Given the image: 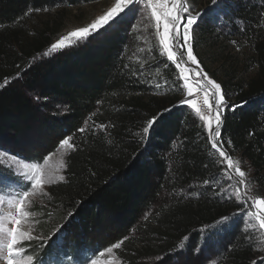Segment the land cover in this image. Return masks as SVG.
Here are the masks:
<instances>
[{
	"label": "trees",
	"instance_id": "obj_1",
	"mask_svg": "<svg viewBox=\"0 0 264 264\" xmlns=\"http://www.w3.org/2000/svg\"><path fill=\"white\" fill-rule=\"evenodd\" d=\"M97 1L0 0V146L34 159L77 136L65 183L51 187L45 206L36 209L44 232L65 224L64 236L30 248L39 259L62 263L121 243L122 264H254L258 250L254 239H246L253 234L220 223L243 206L212 195L225 168L201 123L180 106L181 91L160 96L150 89L163 72L176 81V68L158 50L153 57L140 54L143 42L122 28L125 23L49 55L61 19L47 21L33 36L21 33L28 13ZM217 2L233 15L231 34L203 20L194 30L193 50L211 76L208 56L220 54L225 68L217 80L229 107L218 140L230 157L250 163L264 188V0ZM241 44L250 48L247 64L227 69ZM60 107L67 113L60 115ZM152 117L156 122L146 132ZM98 127L104 132L93 134ZM31 146L33 153L26 151Z\"/></svg>",
	"mask_w": 264,
	"mask_h": 264
},
{
	"label": "rangeland",
	"instance_id": "obj_2",
	"mask_svg": "<svg viewBox=\"0 0 264 264\" xmlns=\"http://www.w3.org/2000/svg\"><path fill=\"white\" fill-rule=\"evenodd\" d=\"M256 1V0H255ZM117 0H99L97 2L87 4V5H80V6H70V7H63L57 8L53 11H33L28 13V18L25 21L23 26V30L21 31L22 34L33 36L35 31L38 29H42L45 27L47 21H52L53 19L59 20L61 19V27L57 31V35L55 37L54 44L58 43L62 38L67 37L68 39L65 40V46L62 48H57L56 50H49L46 52V55L52 54L55 51H60L70 46L71 48L80 46L81 44L85 43L88 38L96 35L97 33L105 32V28L108 27L109 24L115 23L116 20L120 18V16L124 15L123 12H118L114 14V17L111 18L108 24L102 25L98 28V30L91 31L90 34L86 38H79V37H71L70 33L81 28L88 27L92 23L98 20L99 17L105 15L111 8L115 7ZM191 3L195 6V10L198 13H202L200 20L206 21V19H211L218 31L221 34L228 35L231 32L229 31L231 27L230 20L232 19L233 15L231 14L230 10L227 9L225 4H221L220 2L213 4L210 7H207L203 0H191ZM123 6V5H122ZM170 5L165 7L163 11H168ZM178 8V5H177ZM140 15L133 21L132 19L125 20L121 23H125V26L122 27L125 31L134 37H140L143 42V49L140 50V54H147L153 57V52L158 50L159 54L161 55V51H163L162 57H164L165 62L174 66L177 70V73L173 76L176 77V81H167L166 72H163V77L161 80H152L150 83V89L154 92V95H167L168 93H180L181 91V103L180 106H186L189 109V112L193 113L195 117L201 123V126L205 130L208 138L210 139L209 128L205 121L200 119V113H207L209 118L212 120V131L214 132L217 123H216V108L212 107L209 108L210 104H215L216 100L218 99L217 96H213L212 90L207 91L208 96V103H205V85L203 81L205 80L208 83V80H214L216 83H219V79L223 80L222 76L224 73V67L220 66V54L218 56L210 57L208 56V65L209 69L212 71L214 76H211L208 72L205 71L203 66L199 63L195 52L193 50V42H194V32L192 33V39L190 43L192 44V52L193 55L196 57V63H193L191 60H188L187 57H184V60H181L180 53L186 51V48H180L176 51V60L180 61L181 68L184 71H181V68L176 67L175 61H170L167 59V52L162 49L160 45V38L163 35V23L164 21L161 20L160 24L157 25L155 18L151 13L150 7L146 4L141 3L140 5ZM127 11V8H125ZM214 12V13H213ZM208 14H211L208 16ZM121 23L111 31H107L105 33H109L112 31L119 30L121 28ZM234 24L242 26L241 23H237V20L234 18ZM264 26V20L262 27ZM196 26H194V29ZM171 30V29H170ZM226 31V32H224ZM153 35V36H152ZM150 37V38H149ZM231 37V36H227ZM237 40V39H236ZM158 41L157 45L156 44ZM244 43V42H243ZM169 46L173 47L174 42L173 40L169 39ZM232 49L236 46L235 42H232L231 45ZM250 48L246 44H241L240 48L236 47V51L231 53L229 56V60L226 62L228 65L226 66L227 69L232 68L234 69V65H238L239 67H243L247 64V58L250 54ZM56 53V52H55ZM220 60V61H219ZM186 61V62H185ZM230 61V62H229ZM234 64V65H233ZM241 71V69H240ZM162 74V72H161ZM249 74H253V72H249ZM185 77L187 79H185ZM19 77L16 76L12 79H18ZM218 79V80H217ZM12 81L8 80L5 82V85L10 84ZM220 84V83H219ZM158 85V86H157ZM191 89V95H188V90ZM222 92V91H221ZM189 101H192L196 104V108H192ZM196 109L200 111L197 112ZM207 110V112L205 111ZM60 115H64L67 113V109L65 107H60L58 109ZM209 111V112H208ZM226 112V108H222V115H221V125L223 123L224 114ZM92 124L87 125V128L92 127ZM223 127V126H222ZM221 127V129H222ZM105 129H101L100 127L94 129L92 132L93 134H98L100 131L104 132ZM91 132V133H92ZM70 138V139H69ZM69 139V144L73 145V147H68L65 145L61 147V143L63 140ZM77 136H67L62 140H59L57 144H55L54 152H51L47 155H41L34 159L29 158H19L18 156L13 155L8 149L3 148L0 146V173L7 176L9 179H15L16 177L12 175V170H14L17 174L24 177L25 182L32 183L33 181L29 180L28 178L32 175L36 174V171L39 170L41 184L42 186L36 187L31 189V195L25 201V210H31L29 215H27L21 221V231L31 230L30 235L34 237L33 239L20 241V244L23 245H30L34 247H38L43 242H46L47 239L62 240L63 236L61 233H64V226L65 224H59L55 227H51V231L46 233L44 232L46 222L42 220V216L40 215L39 211L37 212L36 209L38 207L45 206L46 197L48 195L49 189L57 184L65 183V179L63 181L59 180V177L63 175L65 177V171L67 169V161L71 153L75 149V140ZM219 139V138H217ZM210 143L212 145V141L210 139ZM216 150V149H214ZM224 150V149H223ZM26 151L33 153L34 148L33 146L26 148ZM227 152V151H226ZM217 153V150H216ZM228 153V152H227ZM229 155V154H228ZM13 157H16L14 159ZM222 159L221 164L224 166L227 161ZM233 159L232 168L234 169L236 166H239L241 170L245 171L246 177V184L242 186V191L237 193L235 192V184L236 181L239 180V174L231 171V176L233 179H229V171L225 170L223 173V178L218 181V186L220 189L216 190V188H212V195H217L221 201H231L235 200L237 203L241 204L243 208H247L246 204H243L241 199H237L236 197H243L247 194L251 198L260 199L264 198V188L261 187L260 183L256 182V179L253 178V169L249 162L243 160L239 155H235L231 157ZM220 182V183H219ZM217 185V184H216ZM7 195L4 197V207H7L8 200L15 199L18 189L15 185L7 188L5 190ZM191 191H194L192 189ZM10 210V209H9ZM256 211H260L256 209ZM230 217H232L231 222H225L222 220L220 223L221 225H228L231 227H237L240 231L244 233H251L253 234L252 239H254L256 249L258 250L259 257L254 262V264H264V230L259 228L258 221L254 219V217H243V211H238L232 213ZM264 215V212L260 213ZM69 221V217L65 219V223ZM246 221V222H245ZM44 225V226H43ZM5 227H15L11 225L9 222L4 221ZM133 233V231H132ZM250 239V240H252ZM117 245V244H116ZM114 245L112 248L108 249L105 252H100L97 255H93L88 257L87 255L83 256V259L77 263H66L60 261L58 258L48 259L46 262L47 264H122L121 263V243H119L120 247L117 248ZM19 247V245H18ZM42 248H38L40 250L39 253L42 251ZM30 254L32 259H28V255ZM20 257H22L21 264H36V260L39 259V254L37 251L31 249L30 247H24L20 251ZM0 264H7V261L0 260ZM144 264H152L150 261L144 262ZM177 264V263H173Z\"/></svg>",
	"mask_w": 264,
	"mask_h": 264
},
{
	"label": "snow or ice",
	"instance_id": "obj_3",
	"mask_svg": "<svg viewBox=\"0 0 264 264\" xmlns=\"http://www.w3.org/2000/svg\"><path fill=\"white\" fill-rule=\"evenodd\" d=\"M141 3L146 4L148 7H150L151 13L155 18L157 25L160 24L161 20L164 21L163 35L160 38V45L162 46V49L167 52V59L170 61H175L176 67L181 68L180 61L176 60V51L180 48H186V51L180 53L181 60H184V57L186 56L188 60L196 63V57L193 55L192 44L190 43V41L192 39V33L195 30L194 26L198 27V21L200 20L202 13L196 12L195 6L191 3V0H117L115 7L111 8L105 15L99 17L97 21H95L88 27L77 29L71 32L70 36L86 38L91 31L98 30L100 26L108 24L109 20L114 17V14L118 12H123L124 15L120 16V18L116 20L115 23L109 24L108 27L105 28V32L113 30L125 20L132 19L134 21L140 15ZM213 3L216 4L217 0H213ZM169 5V10L163 11V9H165V7ZM125 8H127V11H125ZM100 35H104V32H101ZM170 37L174 42L173 47L169 46ZM66 39L68 38H62L58 43L53 44L51 46L52 50L64 47V42ZM161 55H163V51H161ZM181 71H184V69L181 68ZM185 79L187 78L185 77ZM208 85L211 86L213 96L218 97L214 105H209L210 109L212 107L216 108L215 119L217 127L215 131H212V120L209 118L207 113H200V119L205 121L209 128L212 148L217 150V154L219 157H222L227 161V163L224 165V168L225 170L229 171V179H233V177L231 176V171L239 174L240 179L237 180L235 184V192L239 193L242 191V186L246 184V180L244 179L246 177V173L245 171L241 170L239 166H236L234 169L232 168L233 159L225 150H223L221 146L223 142L217 139L221 137L220 126L222 108L229 107L228 101L226 100L225 95L221 92V85L219 83H216L214 80H208ZM207 91L208 89L206 87L205 103H208ZM188 95H191V89L188 90ZM189 103L191 104L192 108H196V104L194 102L189 101ZM196 110L197 112L200 111L199 109ZM165 111L170 112L171 109H166ZM156 119V117H152L148 121V128H145L146 132L149 128L152 127L153 123L156 122ZM80 131H84V129H80ZM69 139L63 140L60 146L64 147L65 145H67L70 148L73 147V145L69 144ZM13 158L16 159V157ZM12 175L16 178L9 179L7 176L0 174V260L7 261V264H21L22 257H20V251L24 247L31 246L23 245L19 242L34 238L29 234L31 231L30 229L21 231L20 228L21 221L27 215H29V212L31 211L25 210V201L31 195L30 190L36 187H40L42 186V184L39 170L36 171L35 175H32L28 178L29 180L33 181L32 183L25 182L24 177L17 174L14 170H12ZM64 179L65 177L63 175L59 177L60 181H63ZM205 183H207V181H205ZM12 185H15L18 189L16 198L8 200L7 207H4V197L7 195V192L5 190ZM236 198L241 199L243 201V204H246L248 206L247 208L242 207L243 217H254V219L258 221L259 228L264 230V215L260 214L261 212H264V198L255 199L249 197L247 194H245L243 197L237 196ZM256 209H259L260 211L258 212L256 211ZM231 219L232 217L223 218L225 222H231ZM4 221L9 222L15 227H5ZM63 235L64 233H61V236ZM246 239H252V237L248 236L246 237ZM56 245L57 242L54 241L53 248H55ZM116 247L119 248L120 245L117 244ZM26 255H28V259H32L30 254L26 253ZM36 264H47V262L43 259H37Z\"/></svg>",
	"mask_w": 264,
	"mask_h": 264
},
{
	"label": "bare ground",
	"instance_id": "obj_4",
	"mask_svg": "<svg viewBox=\"0 0 264 264\" xmlns=\"http://www.w3.org/2000/svg\"><path fill=\"white\" fill-rule=\"evenodd\" d=\"M203 84L205 85V87H207V89L208 90H210L211 89V86L210 85H208V83L204 80L203 81ZM205 94V93H204ZM205 111L207 112V110L205 109ZM209 112V111H208Z\"/></svg>",
	"mask_w": 264,
	"mask_h": 264
},
{
	"label": "water",
	"instance_id": "obj_5",
	"mask_svg": "<svg viewBox=\"0 0 264 264\" xmlns=\"http://www.w3.org/2000/svg\"><path fill=\"white\" fill-rule=\"evenodd\" d=\"M223 126V123H222V125L220 126V128Z\"/></svg>",
	"mask_w": 264,
	"mask_h": 264
}]
</instances>
